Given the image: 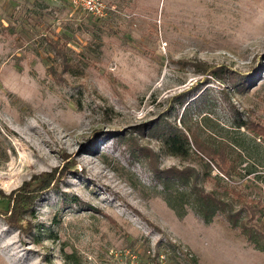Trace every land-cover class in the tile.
<instances>
[{"label":"rangeland","instance_id":"1","mask_svg":"<svg viewBox=\"0 0 264 264\" xmlns=\"http://www.w3.org/2000/svg\"><path fill=\"white\" fill-rule=\"evenodd\" d=\"M103 1L97 18L72 0H0V192L70 167L25 214L31 230L0 199V264H264V0ZM181 120L189 150L173 156L162 134L187 133ZM195 140L224 146L234 175ZM156 170L198 174L253 238L226 214L206 223L181 183L179 216Z\"/></svg>","mask_w":264,"mask_h":264},{"label":"trees","instance_id":"2","mask_svg":"<svg viewBox=\"0 0 264 264\" xmlns=\"http://www.w3.org/2000/svg\"><path fill=\"white\" fill-rule=\"evenodd\" d=\"M48 42L56 56L63 61L64 70L66 71L71 69L72 67L68 60L66 43L53 39L48 40ZM221 73H223V70ZM211 74H214L215 76L219 74V76H222V74L217 73L216 71H213ZM236 77L237 74L232 73L229 79L233 82L237 80ZM239 86L242 88L241 90L246 88V85L241 82L239 83ZM183 125L187 128L185 121L183 122ZM239 127H247L251 129V127H249V123L246 121L239 123ZM254 130V133L257 136L264 138V127L262 125H257ZM189 133L190 128H187L186 133L179 127L164 131L162 139L167 152L173 156H184L189 150V136L187 135ZM195 142L198 148L211 161L217 162L213 164L216 165L225 176L231 177L234 175L236 167L231 163L229 154L224 146L214 148L212 146L200 144L197 140H195ZM204 164L209 169H212L211 163ZM69 169L70 167H66V165L62 168L56 167L51 171H45L33 175L30 180L25 181L21 187L15 189L9 195H3L0 192V199L8 200L9 203L8 209L4 211V215L9 220V223L14 226H21V230L26 229L30 223L27 219H25V214L33 210L35 202L42 196L43 193L58 188L61 179L65 177L66 171ZM156 171L158 172L157 178L160 180L164 190L167 192L166 201L179 216H184V212L181 211L184 208V202L183 198H181L183 194H180L181 196L172 194L175 192L174 185L177 183L183 184L185 190L189 191V196L193 197L194 210L206 223L211 222L219 213L226 214L228 220L234 228H241L244 234H246L250 239L253 238L254 233H252V231L248 229V226L240 220L241 212H235L233 204L224 201L217 196L215 192L207 191L203 187L199 186L198 174L193 173L191 175L183 172L182 170ZM23 221H27V223L25 224ZM31 229L32 225L29 227V230ZM261 234L262 239H264V233ZM259 248L264 249V246H259Z\"/></svg>","mask_w":264,"mask_h":264},{"label":"built area","instance_id":"3","mask_svg":"<svg viewBox=\"0 0 264 264\" xmlns=\"http://www.w3.org/2000/svg\"><path fill=\"white\" fill-rule=\"evenodd\" d=\"M72 2L97 18L104 17L107 13V5L103 0H72Z\"/></svg>","mask_w":264,"mask_h":264}]
</instances>
